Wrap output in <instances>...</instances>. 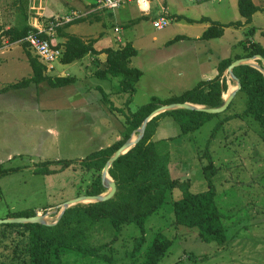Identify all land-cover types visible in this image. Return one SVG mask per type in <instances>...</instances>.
<instances>
[{"label": "rangeland", "instance_id": "obj_1", "mask_svg": "<svg viewBox=\"0 0 264 264\" xmlns=\"http://www.w3.org/2000/svg\"><path fill=\"white\" fill-rule=\"evenodd\" d=\"M254 2L263 11L256 13L250 24L225 27L223 37L206 41L200 37L214 22L227 25L242 20L238 0H153L150 17H139L134 2L118 10H97V14L90 15L76 0H0L2 31L47 26L53 19L65 20L75 7L83 20L68 28L67 33L87 41L98 39L97 49L115 46V37H121L122 45L132 43L138 51L130 65L143 71L136 92L131 95L121 91L120 77H97L102 62L87 55L72 64H55L51 76L70 75L75 78L71 85L52 88L43 82L3 90L29 78L32 69L26 48L6 47V41L1 44L0 172L15 171L0 178V220L39 213L48 224H56L65 203L85 196L94 180L95 173L83 170L80 162L121 140L127 115L153 97L166 101L193 89L201 80L214 78L222 59L235 54L243 56L251 43L264 47V0ZM161 4L172 15V21L167 28L157 30L153 21L160 17ZM99 14L101 18L96 21ZM177 16L191 21L177 20ZM134 17L138 18L133 20ZM116 27L121 28V33L115 32ZM178 36L186 38L167 45ZM10 57L14 71L6 74ZM6 58L8 62L4 63ZM257 60L254 64H258ZM228 78L237 89L235 80L230 75ZM246 108L247 95L237 91L226 112L209 118L195 131L183 132L181 122L173 116L163 117L153 137L155 150L166 157L169 177L189 181V186L167 192L163 207L146 219L143 245L134 256V243L142 235L139 227L129 224L116 233L104 220L83 225V244H111L117 236L116 242L102 251L108 259L67 250L62 253L60 264H141L158 234L171 241L158 264H264V129L245 114ZM132 138L137 135L134 133ZM209 158L217 168L212 182L223 215L227 238L224 245L204 242L197 228L175 223L174 202L185 191L198 194L208 190L204 167ZM61 160L76 163L57 171ZM39 168L57 172L37 173ZM28 240L24 228L0 225V264H29Z\"/></svg>", "mask_w": 264, "mask_h": 264}, {"label": "trees", "instance_id": "obj_2", "mask_svg": "<svg viewBox=\"0 0 264 264\" xmlns=\"http://www.w3.org/2000/svg\"><path fill=\"white\" fill-rule=\"evenodd\" d=\"M238 10L241 17L245 19V24H250L253 16L263 11L253 0H238ZM176 19L191 21L184 16H177ZM82 20L83 18L77 19L57 29L59 36L66 38L63 44L64 53L61 63L65 65L72 64L82 60L89 54L99 55L104 53L107 56L105 68H99L95 75L103 79L111 76L120 77L121 91L134 95L136 84L143 76V71L130 65L131 59L137 56L138 51L131 43H128L122 48H107L98 52L94 49L97 40L84 41L63 31L64 28H68ZM201 21H204V19ZM243 25L241 21L231 22L227 25L214 22L205 30L200 39L206 41L218 39L223 37L225 27L239 28ZM31 29V26H25L22 29L11 28L2 31L3 33L0 35V44L8 40L10 43H20L27 49V56L32 69L30 78L23 79L3 90L23 89L30 86L31 83L41 84L47 82L52 88H61L73 84L75 81L73 77L51 76L47 73L45 65L25 42V38ZM185 38L184 36H178L169 41L167 45H172L176 41ZM250 45L247 54L236 56L234 59L221 60L217 67L218 75L213 79L201 80L193 89L166 101L153 97L151 102L141 106L136 112L127 115L125 120L126 129L122 139L111 146L90 154L80 162L83 170L95 173L94 180L86 195H101L107 192L108 189L102 183V171L106 163L134 133L138 136L136 131L161 106L173 103H191L205 108L221 107L224 104L223 95L228 91L227 77L224 76L228 67L241 58H252L258 55L264 58V47L255 43ZM257 62L264 68L261 60H257ZM233 73L240 81L241 88L239 91L247 95L245 114L253 117L264 129V74L250 65H240L234 68ZM117 111L122 112L123 109H117ZM168 115L181 122L183 132L199 129L206 120L214 116V114H207L199 110L187 109L160 113L148 122L145 134L137 145L120 156L109 169L110 177L117 184V192L111 200L72 206L66 209L55 225L30 223L3 225L5 228H24L28 232L27 257L29 264H60L62 253L67 250H75L93 258L108 259L102 255V251L115 243L117 236L113 238L111 244L107 243L98 247L83 244L86 239V230L83 225L86 222H102L104 220L110 222L116 233H120L126 225H137L142 235L135 241L132 255L134 256L137 252H140L144 240L146 219L163 207L168 191L189 186V181L181 182L169 177L166 157L159 155L155 150L153 137L161 119ZM58 163L61 169L57 171H64L76 162L74 160H61ZM44 167L47 166L44 165ZM13 171L15 170H2L0 178ZM57 171H49L45 168L36 169L37 173L46 174ZM216 172L217 168L209 158L208 164L204 167V174L209 185L208 190L198 194L185 191L183 196L174 202L173 207L175 223L178 226L197 228L202 241L224 245L227 238L222 224L223 215L218 208L216 202L217 192L212 182ZM31 216H35V214L18 215L15 218ZM170 247L171 241L164 235L158 234L145 251L144 260L141 264H158Z\"/></svg>", "mask_w": 264, "mask_h": 264}, {"label": "water", "instance_id": "obj_3", "mask_svg": "<svg viewBox=\"0 0 264 264\" xmlns=\"http://www.w3.org/2000/svg\"><path fill=\"white\" fill-rule=\"evenodd\" d=\"M258 59L261 60L264 63V58L261 56H254L252 58H241L236 61H234L227 69V73H229L230 77L235 80L237 83V89L229 94L228 98L224 99V104L219 107V108H205L203 106L191 104V103H173L169 105H164L155 110L142 124V127L138 129L136 132L138 133V136L136 139H133L132 136L131 138L125 142L115 153L114 155L108 160L106 163L103 171H102V183L106 188H109V191L106 194H101V195H85L78 197L76 199L70 200L65 203L64 209L60 212L57 220V222L60 220L61 216L63 213L66 211L71 206H75L77 204L83 203V202H88V203H96V202H106L111 200L116 192H117V184L116 182L110 177L109 175V169L112 167L113 163L122 155L126 154L129 150H131L137 143L143 138L145 134V129L150 122V120L159 115L160 113L166 112V111H171V110H177V109H187V110H199L202 112H205L207 114H220L224 113L228 110L230 104L232 103L236 92L240 90L241 84L238 78L235 77L233 70L234 68L240 66V65H250L259 71H261L264 74V68H262L259 64H254V61ZM43 224V225H55L53 224H48L46 222L45 216L37 213L35 216L31 217H16V218H10L6 220H0V225H8V224Z\"/></svg>", "mask_w": 264, "mask_h": 264}, {"label": "built area", "instance_id": "obj_4", "mask_svg": "<svg viewBox=\"0 0 264 264\" xmlns=\"http://www.w3.org/2000/svg\"><path fill=\"white\" fill-rule=\"evenodd\" d=\"M98 4L107 10H118L122 6L128 3H136L137 7L143 14H149L151 11V4L153 0H97ZM192 2H203L205 0H190ZM82 15H78L76 12L70 16H66L65 20L53 19L47 26H31L25 42L28 43L32 52L38 56L40 61L45 65L48 73H52L55 70V64L61 61L63 57V48L57 47L53 43L55 37L56 28L64 26V24L71 23L77 19L82 18ZM172 19L168 15L166 8H162L160 17L153 21V26L157 30H163L167 28ZM2 18L0 14V35L2 34ZM119 32V29H116ZM6 46V45H5ZM3 46L0 44V51Z\"/></svg>", "mask_w": 264, "mask_h": 264}, {"label": "crops", "instance_id": "obj_5", "mask_svg": "<svg viewBox=\"0 0 264 264\" xmlns=\"http://www.w3.org/2000/svg\"><path fill=\"white\" fill-rule=\"evenodd\" d=\"M77 2H78V5L79 6H81L82 8H84L86 11H88V13L87 14H94L95 13V11H100V10H105V9H102V7L97 3H95V4H92V3H90V2H82V1H79V0H76ZM254 1V0H253ZM153 2V1H152ZM255 3V2H254ZM136 4V3H135ZM256 4V3H255ZM127 5V4H126ZM257 5V4H256ZM162 6V7H161ZM161 10H162V8L164 7V8H166L164 5H162L161 4ZM258 6V5H257ZM135 7H136V9H137V11H138V13L140 14L139 15V17L141 16V17H150L151 16V11H152V4H151V11H150V13L149 14H143L140 10H139V8L137 7V5H135ZM122 8V7H121ZM120 8V9H121ZM72 9L74 10V12L73 13H75L76 12V10L77 9H75V7H72ZM167 9V8H166ZM130 10H131V8H130ZM167 11H168V9H167ZM131 12V11H130ZM72 13V14H73ZM99 13V12H98ZM101 13V12H100ZM161 13V12H160ZM1 14V13H0ZM71 14V15H72ZM95 14H97V13H95ZM168 15L170 16V18L172 19V15L169 13V11H168ZM70 16V15H69ZM85 17H86V15H85ZM89 17V16H88ZM100 18H101V14H99V15H96V21L97 20H100ZM136 18H138V17H134V19L133 20H136ZM238 21H241L243 24H244V26H246V24H245V19L244 18H242V20H238ZM236 22V21H235ZM3 24V23H2ZM72 26V25H71ZM70 26V27H71ZM209 26V25H208ZM63 27V26H62ZM70 27H68V28H70ZM68 28H64L63 29V31L66 33V34H70V33H67V29ZM208 28V27H207ZM207 28H205V30H207ZM116 29H119V32L118 31H116ZM205 30H204V32H205ZM121 28H118V27H116L115 28V32L116 33H121ZM203 32V33H204ZM57 35V36H56ZM70 35H75V34H70ZM75 36H77V35H75ZM57 37H59V33H58V30H56V32H55V37H54V39H53V43L57 46V47H60V48H63V50H64V46H63V44L65 43V41H66V38H64V37H61V38H59V40H58V42H56L55 43V41H56V39H57ZM77 37H79V36H77ZM80 38V37H79ZM82 39V38H81ZM82 40H84V39H82ZM91 40V39H90ZM93 40H97L98 41V39H93ZM6 41V47H8V46H14V47H17L18 45H21V44H19V43H10L8 40H5ZM84 41H87V40H84ZM97 41H96V43H97ZM114 42H115V46H111V47H107V48H113V49H118V48H122L123 46H125L126 44H128V43H126L125 45H122V38L121 37H115V39H114ZM95 43V44H96ZM10 44V45H9ZM132 44V43H131ZM60 45V46H59ZM133 45V44H132ZM134 47V46H133ZM107 48H105V49H107ZM135 48V47H134ZM94 49L96 50V51H101V50H104V49H100V48H96V46L94 45ZM136 49V48H135ZM4 53V52H3ZM2 53V54H3ZM245 54H247V53H245ZM245 54H243V55H245ZM92 54H89V56H91ZM236 56H239V55H237V54H235ZM236 56H232L231 55V57H227V58H232V59H234ZM241 56V55H240ZM91 57H93V59H96V60H98L99 61V63L100 62H102V67H100L99 66V64H98V66L100 67V68H105V64H106V58H107V56H106V54H99V55H92ZM28 58V57H27ZM224 59H226V58H224ZM5 60V59H4ZM95 60V61H96ZM223 60V59H222ZM8 62V59L6 58V62H4V63H7ZM60 63H61V61H60ZM96 63V62H95ZM219 64V63H218ZM28 65L30 66V64H29V61H28ZM29 66H28V69H29ZM55 69H56V67H55ZM218 69V68H217ZM18 70H20V69H18ZM24 70V69H23ZM22 70V71H23ZM26 70V69H25ZM24 70V71H25ZM12 71H14V70H12L11 69V57H10V63L7 65V67L4 69V72L6 73V74H10ZM16 71V70H15ZM21 71V70H20ZM142 71V70H141ZM48 73V72H47ZM49 75H51L52 73H48ZM218 75V74H217ZM216 75V76H217ZM32 76V75H31ZM31 76H29V78L31 77ZM52 76H54V74L52 75ZM58 76H70V75H67V74H62V75H58ZM215 76V77H216ZM224 76H226L227 77V84H228V90H229V86L230 85H234V83L232 82V81H230L229 80V78H228V76H229V73H227V71H226V73H225V75ZM71 77V76H70ZM211 79H213L212 77H209L207 80H211ZM237 85V84H236ZM4 89V88H3ZM228 92V91H227ZM226 92V93H227ZM223 99H225L224 98V95H223ZM200 106V105H199Z\"/></svg>", "mask_w": 264, "mask_h": 264}, {"label": "bare ground", "instance_id": "obj_6", "mask_svg": "<svg viewBox=\"0 0 264 264\" xmlns=\"http://www.w3.org/2000/svg\"><path fill=\"white\" fill-rule=\"evenodd\" d=\"M236 86V85H235ZM236 89L233 85H230L229 91L227 93L224 94V98H228L229 94H231L232 92H234Z\"/></svg>", "mask_w": 264, "mask_h": 264}]
</instances>
